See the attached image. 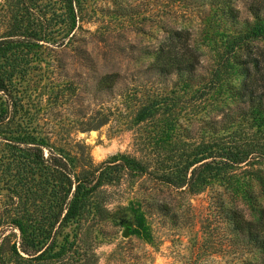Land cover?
<instances>
[{
	"label": "trees",
	"instance_id": "trees-1",
	"mask_svg": "<svg viewBox=\"0 0 264 264\" xmlns=\"http://www.w3.org/2000/svg\"><path fill=\"white\" fill-rule=\"evenodd\" d=\"M206 3L219 14L216 38L205 34L198 43L185 28L168 30L138 71L141 79L122 94V110L100 107L75 120L80 132L112 118L117 129L134 130L137 155L94 163L83 142L35 121L38 109L22 86L31 63L81 29L85 0H3L0 264H94L89 232L108 212L106 188L142 177L188 194L213 191L188 264H264V207L257 203L264 199V56L253 45L264 39V0H247L243 18L229 0ZM204 43L213 48L202 66ZM123 78L105 73L96 91L111 92ZM246 118L257 136L231 144L218 135Z\"/></svg>",
	"mask_w": 264,
	"mask_h": 264
},
{
	"label": "rangeland",
	"instance_id": "rangeland-1",
	"mask_svg": "<svg viewBox=\"0 0 264 264\" xmlns=\"http://www.w3.org/2000/svg\"><path fill=\"white\" fill-rule=\"evenodd\" d=\"M206 2L85 0V20L72 40L48 52L42 62L31 63L26 68L22 86L34 100V109H38L35 121L39 125L54 124L52 132L83 142L94 163L113 154L137 155L134 130L117 129L119 124L115 119L84 132L77 130L74 122L93 115L100 107L122 110V94L140 78L138 71L152 60L154 50L168 30L185 28L190 39L198 43L205 34L216 38L211 28L219 14ZM229 3L241 18L249 15L247 0H229ZM205 44H198L203 52L202 66L210 60L213 48ZM253 45L264 56V39L253 41ZM113 71L124 78L111 92H97L99 77ZM235 104L236 101L228 103ZM248 120L218 135L231 144L241 138H252L254 130L249 128ZM106 191L108 199L104 206L108 212L89 232V239L95 241L94 264H188L200 240L199 222L208 212L209 194L213 191L188 194L147 177L131 183L121 180ZM4 194L1 189L0 205L5 200ZM222 197L226 200L224 194ZM257 203L264 207L261 197ZM158 204H166V210H160ZM239 206L247 213L245 205ZM125 228L127 234L122 236Z\"/></svg>",
	"mask_w": 264,
	"mask_h": 264
},
{
	"label": "water",
	"instance_id": "water-1",
	"mask_svg": "<svg viewBox=\"0 0 264 264\" xmlns=\"http://www.w3.org/2000/svg\"><path fill=\"white\" fill-rule=\"evenodd\" d=\"M126 231H127V228L124 229V231H123V233H122V236H126V234H127Z\"/></svg>",
	"mask_w": 264,
	"mask_h": 264
}]
</instances>
